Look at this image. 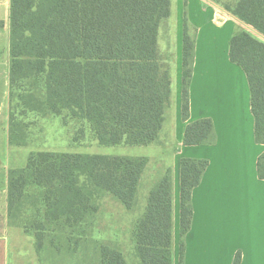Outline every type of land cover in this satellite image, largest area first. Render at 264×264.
<instances>
[{
    "label": "trees",
    "instance_id": "obj_1",
    "mask_svg": "<svg viewBox=\"0 0 264 264\" xmlns=\"http://www.w3.org/2000/svg\"><path fill=\"white\" fill-rule=\"evenodd\" d=\"M227 10L264 38V0H236ZM169 15L170 0H11L9 85L42 77L43 97L21 94L24 106L41 114L68 112L89 125L100 146L151 145L171 104L170 69L156 44L159 24ZM228 55L246 75L254 140L264 145V43L243 31L230 39ZM192 57L185 11L183 122L188 119ZM23 127L10 118V145H25ZM15 129L21 141L13 140ZM215 140L208 119L185 127L184 146L213 145ZM147 163L148 159L137 157L31 154L23 168L8 172V220L25 233L33 232L35 250L41 253L51 233L82 229L97 212L94 202L100 195H110L131 209ZM207 165L205 160L180 162L181 255L192 217L191 192ZM256 171L264 180V152L257 159ZM170 191L167 168L150 191L145 213L134 230L140 264H171ZM93 245L98 248L97 258L88 264H126L116 249L96 241ZM55 250L59 252L58 247ZM232 264H240L239 254Z\"/></svg>",
    "mask_w": 264,
    "mask_h": 264
},
{
    "label": "crops",
    "instance_id": "obj_2",
    "mask_svg": "<svg viewBox=\"0 0 264 264\" xmlns=\"http://www.w3.org/2000/svg\"><path fill=\"white\" fill-rule=\"evenodd\" d=\"M185 11L193 57L187 88L188 119L183 122ZM10 12L11 0H0V112L5 106L9 83ZM241 25L230 13L219 11L208 0H170V15L158 27V54L170 69L171 104L158 139L145 146L153 150L139 158L170 169L171 264H232L236 254L240 255V264H264V180L258 178L256 171L264 145L254 140L246 75L230 62L228 55L230 39L240 32ZM204 119L212 122L215 143L184 146L186 125ZM183 159L205 160L208 165L199 185L191 192L192 217L181 255L180 162ZM7 175L0 169V264H30L24 263L25 256L21 253V232L9 225ZM153 187L144 196H140L141 192L137 196V191L131 209L120 203L132 216L127 234L133 251L134 230L145 213ZM136 260L137 257H132L131 264H136Z\"/></svg>",
    "mask_w": 264,
    "mask_h": 264
},
{
    "label": "rangeland",
    "instance_id": "obj_3",
    "mask_svg": "<svg viewBox=\"0 0 264 264\" xmlns=\"http://www.w3.org/2000/svg\"><path fill=\"white\" fill-rule=\"evenodd\" d=\"M208 1L216 9L225 13H229L227 8H232L236 3V0ZM239 31H246L264 43L263 37L255 34L244 24L241 25ZM30 93L40 99L43 97L42 77L31 81H22L13 87H10L8 83L5 106L3 112H0V169H3L7 174L10 170L23 168L29 156L38 152L139 158L146 157L153 150L145 146L133 148L100 146L96 142L89 125L82 120L72 118L66 111L59 115L29 111L22 103L20 95ZM10 118L24 126V146L9 144ZM21 138L19 130L15 129L13 140L21 141ZM165 170L163 165H157L149 160L140 178L137 196L139 192H141L140 196H144L149 187L155 186ZM151 177L152 180L150 181ZM94 203L97 212L81 227L82 229H64L51 233V236H47V246L41 253H37L35 250L33 232L25 233L17 223L9 221L10 227L21 232V253L25 256L24 263L88 264L90 260L97 258L98 248H95L93 241L104 243L116 249L122 253L127 264L133 263L132 257H136L127 234L132 221L131 214H127V210L120 202L107 194L100 195ZM82 232L85 235H82ZM50 241L51 244H49ZM56 247H58L59 252L55 250ZM135 262L140 264L139 260Z\"/></svg>",
    "mask_w": 264,
    "mask_h": 264
},
{
    "label": "water",
    "instance_id": "obj_4",
    "mask_svg": "<svg viewBox=\"0 0 264 264\" xmlns=\"http://www.w3.org/2000/svg\"><path fill=\"white\" fill-rule=\"evenodd\" d=\"M218 18H219L220 20H222V19H223V17H222V16H219V15H218Z\"/></svg>",
    "mask_w": 264,
    "mask_h": 264
}]
</instances>
